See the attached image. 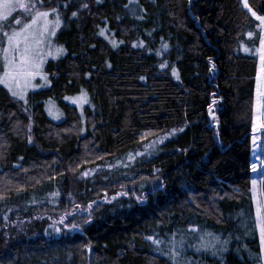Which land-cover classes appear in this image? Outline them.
Returning a JSON list of instances; mask_svg holds the SVG:
<instances>
[{"label": "trees", "instance_id": "trees-1", "mask_svg": "<svg viewBox=\"0 0 264 264\" xmlns=\"http://www.w3.org/2000/svg\"><path fill=\"white\" fill-rule=\"evenodd\" d=\"M57 3L70 4L58 35L67 53L49 64V88L25 104L0 85V264H177L173 250L179 264H262L251 195L258 58L240 53L253 37L245 40L251 12L241 0H138L129 5L138 19L128 0ZM249 4L264 15V0ZM81 90L90 99L82 112L64 101ZM169 132L128 177L82 176ZM155 178L161 187L150 191ZM115 180L133 189L119 194ZM105 195L78 230L54 219L55 203L65 210L71 198ZM213 236L228 241L223 255L201 248Z\"/></svg>", "mask_w": 264, "mask_h": 264}, {"label": "snow or ice", "instance_id": "snow-or-ice-1", "mask_svg": "<svg viewBox=\"0 0 264 264\" xmlns=\"http://www.w3.org/2000/svg\"><path fill=\"white\" fill-rule=\"evenodd\" d=\"M100 0H97L99 3ZM192 0H189L191 4ZM49 7L45 8V0H0V85H3L10 95L18 100L23 101L25 104L27 101V93L30 89L36 87L34 81L39 76L46 84L48 81V76L42 74L43 66L47 62V58L51 56L53 59H58L60 56L65 54L66 49L63 46L57 47L54 43L53 38L56 36L57 31L60 29L62 24L61 18V8H69L70 4L57 3L52 6L53 0H47ZM244 9L251 12L252 16L260 22L262 30H264V15H258L256 11H253L249 0H241ZM138 4V0H128V4H125V8H129V5ZM80 7L87 9L89 5L87 3H82ZM129 11L133 16H137L138 19H143L142 15H138L136 8H129ZM19 13L20 15H14ZM77 11H72L71 16L77 17ZM99 35L108 39L106 35V30L101 28ZM249 36L252 34L249 33ZM260 41V51L262 52L261 59L264 61V35L259 37ZM113 47H116V42L110 40ZM123 43V41H120ZM138 46L133 44V47ZM139 46H142V42ZM164 50H167V45H163ZM247 50V49H245ZM160 55L158 51L156 53ZM110 66V65H109ZM167 67L166 64L162 63L161 68ZM214 67V65H213ZM264 71V68H262ZM173 75H176V70L173 69ZM257 96L259 101L262 103L258 104L260 109L259 115H264V80L258 76L257 78ZM70 99L73 104H76L83 108V105L89 104V97L86 92L81 90L80 95L76 97L67 98ZM215 103V101H213ZM51 105V101H49ZM49 114L52 115V108H49ZM209 115L215 120L216 117L213 115V110L211 105L209 106ZM59 118V117H55ZM257 124H253V129L255 130ZM261 128H264V123L260 124ZM29 131L31 127L29 126ZM147 135V134H146ZM167 139V136L161 137L159 143ZM29 143L32 142V137H28ZM257 138L253 136V144L255 145ZM157 141H153L151 144L146 145V148L153 147ZM136 155H143V153H137ZM259 161L261 167V172L264 174V158L260 156L256 157ZM251 170L253 172L257 171V164H251ZM83 175H87L84 173ZM255 185L256 181H252ZM143 187V185L141 186ZM160 189L158 185L153 188V191ZM126 195L127 193H123ZM119 195V194H118ZM0 196V199H3ZM116 197H113L115 199ZM141 203L144 202V198H137ZM91 204L88 205L90 209ZM75 209H80V205H75ZM257 218L256 223L259 227L260 235V252L264 253V202H261L257 208ZM75 212H65L64 216H61L58 221L60 224H64L68 216L74 217ZM89 215H91L89 213ZM85 223H90V220H85ZM70 230H78L77 224H71ZM57 232L60 229H56ZM206 236L211 234H205ZM147 239L152 240L154 244H160L161 241L154 239L149 236ZM201 248L205 251H211L213 255H223L227 250L228 241L221 242L219 237L213 236L211 240H206L205 237H201ZM183 244V241H181ZM175 249V245H173ZM200 251V248L197 249ZM170 257L177 261L179 264V257L181 252L179 250H173L169 253ZM185 264H190V262L185 261Z\"/></svg>", "mask_w": 264, "mask_h": 264}, {"label": "rangeland", "instance_id": "rangeland-1", "mask_svg": "<svg viewBox=\"0 0 264 264\" xmlns=\"http://www.w3.org/2000/svg\"><path fill=\"white\" fill-rule=\"evenodd\" d=\"M14 15H20L19 13L14 14ZM254 18V22L250 25L249 29L246 31V38L245 40L248 39V34L249 32L253 33V37L250 43H246V47L247 50H243L242 51L240 49V53L242 52V54H246V55H255L258 58V73H257V78L258 76L262 78V80H264V71H262V68H264V61H262L261 56H262V52L260 51V41H259V37L261 35H264V30H262L260 22L258 20H256L255 17ZM62 27V24H61ZM60 27V29H61ZM60 29L57 31L56 36L53 38L54 43L57 47L62 46L59 44V40H58V35L60 32ZM113 38V37H112ZM242 46H243V42H242ZM64 47V46H63ZM65 48V47H64ZM66 49V48H65ZM67 53V50L65 51V54L63 56H65ZM60 56L58 59H60ZM58 59H53L51 56H49L47 58V62L44 64L43 66V72L42 74L47 75L48 76V83L46 84L43 80L40 79V77L38 76L36 78V80L34 81V84L36 85V87L30 89L27 93V101L29 100V96L32 93L41 91L43 89H47L49 88V86L51 85V75L49 72V64L55 60ZM257 80V79H256ZM257 82L256 81V87H255V105H254V115H253V123H252V135H251V162L252 163H256L257 164V171L253 172L252 171V175H253V180L256 181L255 185H253L252 183V187H251V195H252V199H253V203H254V207H255V215L257 218V212H256V208L257 206L262 202V196H263V181H264V174H262L261 172V165L259 163V161L257 160V156H260L261 158H264V128L260 127L261 123H264V115H259L260 109L258 108V104L262 103L261 101H259V98L257 96ZM3 86V85H1ZM4 87V86H3ZM80 94H76L73 96H66L67 98H71V97H76L79 96ZM66 97L64 98V101L76 106L81 112L85 109L86 105L89 104H85L83 105V108H81L80 106L73 104L71 102L70 99H66ZM90 101V99H89ZM53 105V106H52ZM52 108V115L49 114V108ZM45 108H46V112L48 114V116L55 122H60L64 119V114L61 110V108L59 107V104L56 103L55 101H51V105L49 104V101L45 102ZM55 117H59L58 119ZM256 123L257 127L254 130L253 129V124ZM175 132H169L166 134H162V135H158L153 139H150L146 142H144L142 144V146L140 147V149H138L135 152H131L128 153L125 156H122L120 158L115 159L113 162L111 163H106V164H102L99 166H96L94 168H91L90 170H86L82 173V176H84L86 179L89 178V176L91 177L92 175H99L101 174L103 171L108 173V179L112 182V179L114 180V176L118 175V177H128L129 174V169L131 167V164H133L134 160L136 158H145V157H149L147 156V154L151 153L154 148L157 145H160L161 143H159V140L161 137H165L167 136V139H165V141H167L168 139H170L169 137L171 135H173ZM253 136H255L257 138L256 144H253ZM153 141H157V143L151 147V148H146V145L151 144ZM164 141V142H165ZM137 153H143V155H136ZM147 153V154H146ZM84 173H87V175H83ZM117 177V176H115ZM122 177V178H123ZM150 181V191H153V188H156L158 185L161 187L159 178L158 179H152L149 180ZM113 184H118V188H120V192L119 194L124 195L123 193L128 192L129 190L133 189L129 188L125 182H118L117 180H115L113 182ZM106 195L103 198H96L94 200H92L90 203H82L79 200H76L74 198H71L72 201L75 203L72 206H65L67 208H65V210L62 209H58V205L57 203H55L52 207L51 211L53 213H56V217L54 218L55 220H57L59 217L64 216L65 212H75L74 217L73 216H68L67 219L65 220V222H69L71 221L72 224H81L82 222H85V220H90L89 217V213L92 212L93 209H95L97 207L98 204L102 203L105 199H106ZM49 202H53L52 198L50 197ZM91 204L92 207L89 209L88 205ZM75 205H80V209H75ZM259 228V227H258ZM188 247V246H187ZM185 248V250H187V252L192 253L195 255V251L193 250V248ZM180 248H183V246H180ZM192 251V252H191ZM262 255V264H264V253H261Z\"/></svg>", "mask_w": 264, "mask_h": 264}]
</instances>
